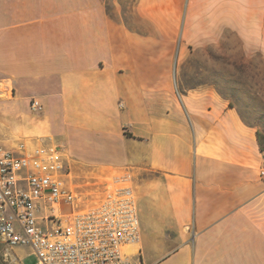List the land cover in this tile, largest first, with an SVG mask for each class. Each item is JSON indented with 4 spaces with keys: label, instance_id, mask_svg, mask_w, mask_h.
<instances>
[{
    "label": "crops",
    "instance_id": "crops-1",
    "mask_svg": "<svg viewBox=\"0 0 264 264\" xmlns=\"http://www.w3.org/2000/svg\"><path fill=\"white\" fill-rule=\"evenodd\" d=\"M225 40L264 61V0H0V140L60 147L85 204L130 173V264H264V129L171 74Z\"/></svg>",
    "mask_w": 264,
    "mask_h": 264
},
{
    "label": "built area",
    "instance_id": "built-area-1",
    "mask_svg": "<svg viewBox=\"0 0 264 264\" xmlns=\"http://www.w3.org/2000/svg\"><path fill=\"white\" fill-rule=\"evenodd\" d=\"M33 108L39 106L37 101ZM264 177V163L260 168ZM71 171L55 144L7 148L0 140V242L5 261L29 245L38 264H130L127 246L140 241L136 202L128 172L105 183L104 198L85 204L66 180ZM82 204L81 209H76ZM73 206L68 212L62 207Z\"/></svg>",
    "mask_w": 264,
    "mask_h": 264
},
{
    "label": "rangeland",
    "instance_id": "rangeland-1",
    "mask_svg": "<svg viewBox=\"0 0 264 264\" xmlns=\"http://www.w3.org/2000/svg\"><path fill=\"white\" fill-rule=\"evenodd\" d=\"M240 49L229 40L184 43L180 55L172 59L171 74L178 91L211 88L229 99L246 123L264 129V61L237 57ZM82 207L78 204L75 208ZM4 252L0 242V264H12L5 261ZM11 253L21 264H38L29 245H16Z\"/></svg>",
    "mask_w": 264,
    "mask_h": 264
},
{
    "label": "trees",
    "instance_id": "trees-1",
    "mask_svg": "<svg viewBox=\"0 0 264 264\" xmlns=\"http://www.w3.org/2000/svg\"><path fill=\"white\" fill-rule=\"evenodd\" d=\"M259 143H260V149L264 154V135L258 134Z\"/></svg>",
    "mask_w": 264,
    "mask_h": 264
}]
</instances>
